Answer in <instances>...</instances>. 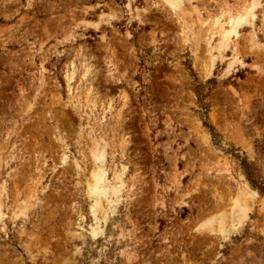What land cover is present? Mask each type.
Wrapping results in <instances>:
<instances>
[{"label": "rangeland", "instance_id": "obj_1", "mask_svg": "<svg viewBox=\"0 0 264 264\" xmlns=\"http://www.w3.org/2000/svg\"><path fill=\"white\" fill-rule=\"evenodd\" d=\"M0 264H264V0H0Z\"/></svg>", "mask_w": 264, "mask_h": 264}, {"label": "bare ground", "instance_id": "obj_2", "mask_svg": "<svg viewBox=\"0 0 264 264\" xmlns=\"http://www.w3.org/2000/svg\"><path fill=\"white\" fill-rule=\"evenodd\" d=\"M166 3H168V4H170V5H174L175 3L177 4L178 2H180V0H164ZM100 150V149H99ZM98 153V152H97ZM97 158H98V160H99V162L100 163H103V161H102V158H103V152L102 153H98L97 155ZM66 159L67 158H65V154L63 153L62 154V156H61V160L63 161V162H66ZM95 179V178H94ZM91 190H94V187H91L90 188Z\"/></svg>", "mask_w": 264, "mask_h": 264}, {"label": "trees", "instance_id": "obj_3", "mask_svg": "<svg viewBox=\"0 0 264 264\" xmlns=\"http://www.w3.org/2000/svg\"><path fill=\"white\" fill-rule=\"evenodd\" d=\"M250 176H251V178H252V173L247 174V177H248V178H250ZM251 186H252L253 188H255V189H258V188H259L258 181H255V179L252 178Z\"/></svg>", "mask_w": 264, "mask_h": 264}]
</instances>
